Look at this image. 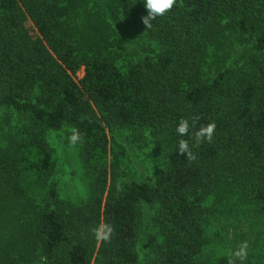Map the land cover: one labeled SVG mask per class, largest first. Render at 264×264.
<instances>
[{"label":"trees","instance_id":"trees-1","mask_svg":"<svg viewBox=\"0 0 264 264\" xmlns=\"http://www.w3.org/2000/svg\"><path fill=\"white\" fill-rule=\"evenodd\" d=\"M147 14L143 0H0V108L13 121L0 146V264H137L145 205L146 264H211L218 200L235 194L264 216V0H177L151 29ZM118 32L150 50L123 58ZM236 42L249 58L207 78L209 48ZM193 115L197 128L217 125L198 148L193 129L176 133ZM67 124L83 137L91 195L81 204L62 200L55 179L48 135ZM116 128L157 140L153 182L122 171ZM101 222L114 227L110 243L91 231Z\"/></svg>","mask_w":264,"mask_h":264},{"label":"rangeland","instance_id":"rangeland-1","mask_svg":"<svg viewBox=\"0 0 264 264\" xmlns=\"http://www.w3.org/2000/svg\"><path fill=\"white\" fill-rule=\"evenodd\" d=\"M114 48L121 51L123 58H134L145 54L150 50V46L145 39L127 36L118 32L113 38ZM252 48L246 44L231 43L218 50L211 46L207 58L206 76L213 75L221 68L245 62L251 55ZM224 55V57H219ZM85 74L82 67L75 78L80 80ZM10 112L0 108V146L7 140V134L12 124ZM70 125H64L59 130L49 133L48 139L52 149V157L55 164V179L58 183V190L62 200L72 201L76 204L85 202L91 195L90 179L84 165L81 149L70 147L67 137L70 135ZM112 149L120 155L122 171L128 176H134L140 181L153 182L157 170L163 163V150L157 140H138L130 130L113 129L108 130ZM231 195V194H230ZM221 201H217V207L221 210L217 213L209 236L211 239L208 248L211 264H229L233 259L230 255L238 249L241 242H248V255L245 263H255L264 254V216L256 214L249 204L238 199L233 194ZM153 215V209L148 205L144 206V222L142 234L137 249L139 262L146 264L145 257L147 248L145 240L150 233L149 222ZM24 264H43L41 258L34 261H25ZM95 264V260L93 262ZM235 264H241L236 260Z\"/></svg>","mask_w":264,"mask_h":264},{"label":"clouds","instance_id":"clouds-1","mask_svg":"<svg viewBox=\"0 0 264 264\" xmlns=\"http://www.w3.org/2000/svg\"><path fill=\"white\" fill-rule=\"evenodd\" d=\"M143 2L148 13L146 16L142 17V22L146 26V29H151L153 21L166 15L177 4V0H143ZM199 120L200 117L197 115H193L190 118H181L178 126L176 127V133L180 137L188 136L190 129L194 130L191 132V139L194 141L192 147L196 148H198L205 141L211 143L217 127L216 123L212 121L207 124H202L199 128H197L196 125ZM70 133L71 134L67 137L70 147L74 148L78 144L82 143L83 137L78 128L72 127L70 129ZM192 147L189 145V140L179 139L177 141L176 150L178 148L180 154L187 153L188 161H195L197 157L193 153ZM91 231L98 243H110L114 234V227L110 223L101 222L94 226ZM248 247L249 245L247 241L241 242L238 249L230 254L233 259L229 261V264H235L236 260H239L241 264H243V261L246 260L248 255Z\"/></svg>","mask_w":264,"mask_h":264}]
</instances>
